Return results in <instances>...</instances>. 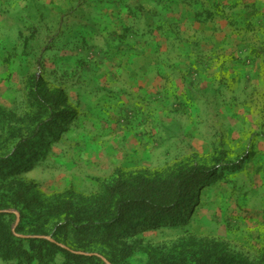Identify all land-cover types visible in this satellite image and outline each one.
I'll return each mask as SVG.
<instances>
[{
  "label": "rangeland",
  "instance_id": "rangeland-1",
  "mask_svg": "<svg viewBox=\"0 0 264 264\" xmlns=\"http://www.w3.org/2000/svg\"><path fill=\"white\" fill-rule=\"evenodd\" d=\"M180 2L197 22L175 30L213 23L217 32L259 40L258 26L240 20L264 15V0ZM96 45L48 37L0 43V212L9 214L11 231L76 248L83 234L68 225L76 210L67 206L101 204L110 213L118 184L204 168L179 224L139 227L116 243L85 241L76 253L104 264H199L222 253L264 264V100L247 104L257 115H113L114 92L101 79L116 56ZM252 55L255 62L260 48ZM44 252L32 264H65L50 248ZM0 264L19 262L0 257Z\"/></svg>",
  "mask_w": 264,
  "mask_h": 264
},
{
  "label": "crops",
  "instance_id": "crops-1",
  "mask_svg": "<svg viewBox=\"0 0 264 264\" xmlns=\"http://www.w3.org/2000/svg\"><path fill=\"white\" fill-rule=\"evenodd\" d=\"M182 5L178 0H0V43L88 38L96 47H109L116 59L107 63L101 84L114 92L113 115L145 120L257 115L247 104L264 100V15L240 20L251 29L258 26L259 40L251 42L245 31L217 32L213 23L205 30H197L196 23L175 30L173 24L197 22ZM254 48H260L255 62Z\"/></svg>",
  "mask_w": 264,
  "mask_h": 264
},
{
  "label": "trees",
  "instance_id": "trees-1",
  "mask_svg": "<svg viewBox=\"0 0 264 264\" xmlns=\"http://www.w3.org/2000/svg\"><path fill=\"white\" fill-rule=\"evenodd\" d=\"M37 87L43 90L45 98H48L49 94L46 89H42V84L37 82ZM58 92L60 95L57 97L61 96L63 99L62 92L56 91L57 94ZM68 118L69 116L65 117L66 120ZM25 154H22L19 162L25 161L27 157ZM207 173L204 168H188L161 181L137 178L118 184L115 186V192L110 194L113 202V211L110 213L105 210L106 206L100 203V209L98 206L79 208L67 206L76 210L69 213L68 218L73 216V220L69 219L68 225H71L77 234H83L76 248L61 247L59 240L51 242L36 237H18L11 231L6 221L9 214L0 212V227L3 226L0 231V257L7 261H18L19 264H32L37 259L43 262L46 254L44 251L50 248L54 254L64 257L65 264H104L96 256H85L76 252L86 250L85 241L116 243L139 227L179 224L182 213L189 204V197H193L192 187L195 188L204 181ZM20 195L25 198L27 192L21 189ZM21 229L19 225L16 232L20 233ZM210 257L212 259L208 262L206 258L199 259V264H212V261L218 262L215 264H251L240 257L225 253L211 254Z\"/></svg>",
  "mask_w": 264,
  "mask_h": 264
},
{
  "label": "water",
  "instance_id": "water-1",
  "mask_svg": "<svg viewBox=\"0 0 264 264\" xmlns=\"http://www.w3.org/2000/svg\"><path fill=\"white\" fill-rule=\"evenodd\" d=\"M60 246H61V247H63V245H62V244H60Z\"/></svg>",
  "mask_w": 264,
  "mask_h": 264
}]
</instances>
